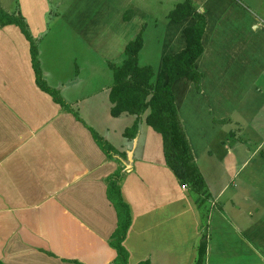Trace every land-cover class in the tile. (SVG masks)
I'll use <instances>...</instances> for the list:
<instances>
[{
  "label": "crops",
  "instance_id": "obj_1",
  "mask_svg": "<svg viewBox=\"0 0 264 264\" xmlns=\"http://www.w3.org/2000/svg\"><path fill=\"white\" fill-rule=\"evenodd\" d=\"M34 1L42 9L38 16L48 10L49 0ZM184 1L173 0L171 8ZM163 2L70 0L68 6L72 4L70 9L75 12H65L64 21L72 37L77 32L88 49L105 57L112 71L111 66L118 64L106 57L116 42L123 41L125 53L127 45L142 35L139 56L143 54L146 33L155 30L147 27L148 19ZM191 2L206 21L204 52L196 62L205 77L201 92L187 79L175 82L173 91L176 105L177 90L185 94L177 108L196 161L215 143L224 147V140L218 139L222 134L233 136L234 129L242 130L239 133L247 129L246 143L233 148L246 156L236 160L238 168L231 176L217 170L212 176L209 162L205 166L207 176L197 164L208 186L207 227L190 187L183 188L167 166L163 137L146 124L147 114L141 116L142 124L148 126L145 133L139 124V131L133 135L138 146L142 136V141L149 142L145 154L129 161L127 152L131 150L126 148L118 153H126L127 158H107L88 129L92 127L80 116L82 121L77 120L62 104L79 101V90L86 84L82 78L77 74L76 78L59 77L58 82V76L49 80L51 70L38 44L40 32L34 34L29 29L38 45L45 83L41 85L33 66L31 43L18 26H0L1 264H113L117 251L111 239L121 213L109 197L107 179L119 168L123 174L122 197L131 212L123 242L129 264H195L205 232V264H264V115L215 114V110L226 107V103L216 101V90L221 94L226 84L232 89L253 88L264 73V39L257 37L264 36V0ZM0 5L5 10L2 0ZM27 6L22 2L19 11H5L20 14L30 26L24 10ZM173 9L162 19L156 18L155 25L163 24L166 34L162 59L186 48L184 31L197 21L195 16L172 21L169 14ZM127 12L131 13L130 20H125ZM77 22L83 25L77 27ZM38 24L44 29V18ZM240 72L251 81H243ZM231 77L232 82H227ZM156 79L166 82L167 73L165 77L157 72ZM69 81L72 87H68ZM48 87L61 89L66 97L59 96L61 101H57ZM101 87L110 100L112 85ZM262 88L257 89L260 94ZM210 162L221 167L214 160Z\"/></svg>",
  "mask_w": 264,
  "mask_h": 264
},
{
  "label": "rangeland",
  "instance_id": "obj_2",
  "mask_svg": "<svg viewBox=\"0 0 264 264\" xmlns=\"http://www.w3.org/2000/svg\"><path fill=\"white\" fill-rule=\"evenodd\" d=\"M22 2L28 5L24 9L27 12V16L31 20V28L30 26H28V28L30 30L32 29L34 34H37L36 32H40L38 44L41 46L42 52L44 50L45 64L49 66L51 70V72L48 73V79L53 80L55 76H58L56 78L58 79V82L59 77H63L64 79L76 78L75 76L78 74L79 77L82 78L81 80L86 83L83 88L79 90L80 93L77 95L79 101L76 103L72 102L70 104H66L80 117H82L84 122L88 124V126H91L99 137L108 143L109 146L114 148L115 152L129 148L133 151V156H136V158L145 154L146 146L149 142H147L146 139L145 141H142L144 136H142L139 140V146L137 145V142L135 143V139L131 138V136L137 134V131L132 129L136 115H128L127 117H123L121 119L115 118L111 115L112 105L109 100V93L101 89V85H112L113 83V72L109 68L105 57L99 51L88 49L85 42L79 39L77 32L75 33V37H72L71 31L67 23L64 21L65 12H75L74 9H70L72 8V4L71 6H68L70 0H49L50 4L48 10L45 12L42 11L40 16H38V13H40L42 9L39 8L40 4L38 1L2 0V5L5 10L9 12L19 11V4H22ZM172 4L173 0H164L163 4L159 3L156 6V13H153L154 15L148 19L147 25L148 28L153 27L155 30L154 32L148 31L146 33V48L143 54L139 56V64L141 66L149 65L156 71V73L163 72L165 77L166 73L161 55L164 49V37L166 34L163 31V24H155L156 18L162 19L163 15L168 10L173 9V7L171 8ZM62 11L64 13H62L60 17L59 14ZM57 17H60L59 20ZM78 17H82L80 13L78 14ZM43 18L45 21L44 29L40 28L38 24L39 20L40 22H43ZM82 25L83 23L77 22L76 26L79 27ZM257 37L260 40L264 39V36L258 35ZM116 43V48L111 51L110 55L106 58L115 64L121 65L125 59V53L123 51L124 45L123 41H118ZM229 62L230 61H228V63ZM76 63L78 64L77 67L75 66ZM235 71L237 70H233V72ZM241 75L243 76V81H251V79H247L248 76L245 73H241ZM232 80L233 77L228 79L227 82H232ZM256 80L255 87L253 88L232 89L225 87L227 85L226 84L223 87L221 94L217 93L216 90V101L220 100L222 104L226 103V107L222 111L215 110V114L234 115V117L236 115H264V90L262 94L257 91L258 88H262L264 86V73L260 74ZM68 87H72L70 81ZM51 90L55 91L58 97H66L65 94L62 95V90L59 88H53ZM214 90L215 89H213V92ZM248 90L250 91L247 93ZM227 94L228 96L226 97ZM184 96L185 94L177 90L176 97L178 107L182 104ZM73 98H75L74 95ZM205 112L206 111L204 110V113ZM184 113L185 112H182L183 115ZM205 115L209 114L207 113ZM140 124H142V122H140ZM143 127L145 133L148 126L143 123L140 130ZM239 131L242 130L234 129V133L236 135L233 136L229 134H222L219 136L218 139L222 138L224 140V147L222 148L219 142L215 143L209 148L207 154L203 156L199 162L196 161L207 176L209 175L205 166L208 162L210 164L212 176H214L215 170L220 172V174L231 176L233 171L238 168V161L236 160L242 159L246 156V153H237L233 150V148L246 143L245 136H247V129L246 133H239ZM261 132L263 133V129ZM127 133L129 135H127ZM262 141H264V137H262ZM228 149L231 150L228 151ZM211 160L220 163L221 167L218 169L215 165H213V163L211 164ZM113 264L116 263L114 262Z\"/></svg>",
  "mask_w": 264,
  "mask_h": 264
},
{
  "label": "trees",
  "instance_id": "obj_3",
  "mask_svg": "<svg viewBox=\"0 0 264 264\" xmlns=\"http://www.w3.org/2000/svg\"><path fill=\"white\" fill-rule=\"evenodd\" d=\"M187 16H195L196 24L185 29L187 42L186 48L175 55L164 57L163 63L167 73V81L156 79V72L151 66L139 64V54L143 48V38L139 35L132 40L125 49V59L121 65H112L113 84L110 90L112 104L111 114L119 117L123 114L136 115V123L132 126L138 130L141 116L147 114L146 124L152 127L163 137V149L167 166L175 174L182 187H190V192L195 197L199 209L203 212V220L207 227L210 205L207 200L208 186L201 174L196 159L181 121L175 102L173 85L181 79L192 81L198 92H201L202 80L205 74L196 67V62L204 52L202 37L206 29V21L203 14L197 12L191 0H185L178 4L169 14L172 21H181ZM131 19V13L125 14V20ZM16 25L31 43L33 66L41 85H45L42 79L38 58V45L32 37L27 22L20 14H12L0 5V26ZM57 101H61L55 91L48 88ZM63 106L72 112L77 120L82 121L66 103ZM99 147L107 158L115 159V156L127 158V154H119L108 145L95 131L88 127ZM127 135H129L127 133ZM131 138H134L131 136ZM121 163V161H120ZM123 180L122 168L108 177V192L112 202L121 213V222L115 230L111 243L117 250L116 264H129V254L123 245L127 231L131 225V212L125 203L121 193ZM206 197V198H205ZM126 214H125V213ZM125 214L124 216L122 215ZM207 230V229H206ZM208 233H203L198 248V259L195 264H205L207 254ZM1 264V262H0ZM139 264H150L149 261Z\"/></svg>",
  "mask_w": 264,
  "mask_h": 264
},
{
  "label": "water",
  "instance_id": "obj_4",
  "mask_svg": "<svg viewBox=\"0 0 264 264\" xmlns=\"http://www.w3.org/2000/svg\"><path fill=\"white\" fill-rule=\"evenodd\" d=\"M127 154H128V159H129V161H133V151H128ZM127 166L130 167L129 164H127Z\"/></svg>",
  "mask_w": 264,
  "mask_h": 264
},
{
  "label": "built area",
  "instance_id": "obj_5",
  "mask_svg": "<svg viewBox=\"0 0 264 264\" xmlns=\"http://www.w3.org/2000/svg\"><path fill=\"white\" fill-rule=\"evenodd\" d=\"M183 188H186V187H183Z\"/></svg>",
  "mask_w": 264,
  "mask_h": 264
}]
</instances>
